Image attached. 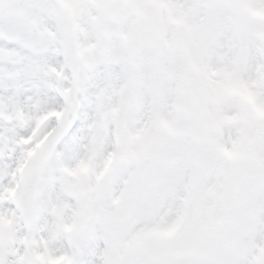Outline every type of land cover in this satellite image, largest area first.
Here are the masks:
<instances>
[{
	"label": "rangeland",
	"instance_id": "obj_1",
	"mask_svg": "<svg viewBox=\"0 0 264 264\" xmlns=\"http://www.w3.org/2000/svg\"><path fill=\"white\" fill-rule=\"evenodd\" d=\"M64 4L79 17L82 39L99 42L87 44L83 56L102 81L85 147L98 160L118 153L99 187L84 175L87 160L69 170L68 191L80 198L101 264H220L218 228L230 196L237 191L242 221L264 208V93L257 82L264 0ZM247 7L256 18L242 16ZM233 26L243 52L231 39ZM246 39L256 69L240 61ZM203 69L211 79L198 76ZM230 152H239L240 162ZM133 178L138 195L126 207L122 193ZM179 220L180 232L171 234Z\"/></svg>",
	"mask_w": 264,
	"mask_h": 264
},
{
	"label": "snow or ice",
	"instance_id": "obj_2",
	"mask_svg": "<svg viewBox=\"0 0 264 264\" xmlns=\"http://www.w3.org/2000/svg\"><path fill=\"white\" fill-rule=\"evenodd\" d=\"M78 22L64 0H0V264H101L68 191L81 160L97 187L117 163L85 147L102 81L83 62L98 39H82ZM137 195L133 178L125 206ZM220 264H264V208L244 218Z\"/></svg>",
	"mask_w": 264,
	"mask_h": 264
},
{
	"label": "bare ground",
	"instance_id": "obj_3",
	"mask_svg": "<svg viewBox=\"0 0 264 264\" xmlns=\"http://www.w3.org/2000/svg\"><path fill=\"white\" fill-rule=\"evenodd\" d=\"M105 141L108 142V139H105ZM171 201H172V199H171Z\"/></svg>",
	"mask_w": 264,
	"mask_h": 264
}]
</instances>
